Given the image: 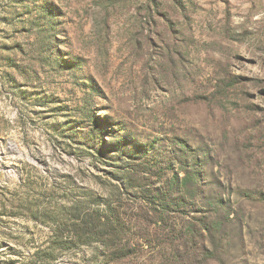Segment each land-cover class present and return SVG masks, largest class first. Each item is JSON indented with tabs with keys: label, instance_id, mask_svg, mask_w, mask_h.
Listing matches in <instances>:
<instances>
[{
	"label": "rangeland",
	"instance_id": "rangeland-1",
	"mask_svg": "<svg viewBox=\"0 0 264 264\" xmlns=\"http://www.w3.org/2000/svg\"><path fill=\"white\" fill-rule=\"evenodd\" d=\"M0 264H264V0H0Z\"/></svg>",
	"mask_w": 264,
	"mask_h": 264
},
{
	"label": "trees",
	"instance_id": "trees-1",
	"mask_svg": "<svg viewBox=\"0 0 264 264\" xmlns=\"http://www.w3.org/2000/svg\"><path fill=\"white\" fill-rule=\"evenodd\" d=\"M75 220L78 222L72 223V231L78 238L86 237L87 240H97L115 248L125 236L124 224L113 218L104 217L96 210L86 213L85 217H76ZM117 256H122V254Z\"/></svg>",
	"mask_w": 264,
	"mask_h": 264
}]
</instances>
